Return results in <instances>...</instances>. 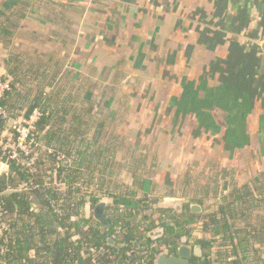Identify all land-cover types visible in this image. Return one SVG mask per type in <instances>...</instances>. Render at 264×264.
Masks as SVG:
<instances>
[{
    "label": "trees",
    "instance_id": "trees-1",
    "mask_svg": "<svg viewBox=\"0 0 264 264\" xmlns=\"http://www.w3.org/2000/svg\"><path fill=\"white\" fill-rule=\"evenodd\" d=\"M75 1L18 0L13 5L0 4V49L7 52L1 60L12 78L0 101V159L9 166L6 173L0 174V264H155V253L149 255L144 244L145 235L157 221L155 211L149 209L141 217L133 207L122 205L121 213L120 204L111 206L112 226L103 228L87 210L95 197L105 194L120 201L137 200L136 190L148 191L151 187L157 192L153 204L162 197H176L184 187L190 194L183 197L201 204L228 195L225 205L203 215L200 222L202 230L209 233L205 247L211 264H220L223 258L233 255L240 264H262V248H257L253 239L259 222L263 227L258 236L264 235V221H258L264 214V172L252 179H238L234 167L223 166L216 157L209 160L208 155L188 153L184 142L173 152L172 148L183 140L176 134L168 135L164 155L158 158L151 150L156 144L163 149L167 131H156L149 138L139 137L136 132L120 133L127 117L135 115L134 105L122 91L118 75L108 84L101 83L100 76V81L88 78L97 72L86 63L93 50L82 54L83 60L71 61L72 65L82 64L81 73L67 70L58 77L61 68L52 66L51 53L26 48L27 38L41 40L61 47L68 58L83 19ZM27 21L37 25L39 31L47 29L45 39L39 33H27ZM100 57L106 63L105 57ZM47 61L49 66H44ZM35 109L42 113L34 132L39 143L33 148L35 161L21 151L16 159L4 156L3 146L12 133L13 120ZM118 169L138 184L132 194L111 192L109 180H105L114 179ZM163 170L175 176V183L167 184L166 173L161 178ZM211 170H216L212 179L207 172ZM47 178L51 181L45 182ZM56 183H63L65 189L54 186ZM21 187L27 191H16ZM10 189L15 192L1 195ZM147 196L145 193L142 199ZM114 228L121 230L123 238L131 234L143 249L126 246L115 253L108 242ZM169 232L173 234L172 228ZM130 250L131 257L127 254Z\"/></svg>",
    "mask_w": 264,
    "mask_h": 264
},
{
    "label": "crops",
    "instance_id": "crops-1",
    "mask_svg": "<svg viewBox=\"0 0 264 264\" xmlns=\"http://www.w3.org/2000/svg\"><path fill=\"white\" fill-rule=\"evenodd\" d=\"M10 1L0 0V4H10ZM75 2L81 8L83 19L68 58L61 47L41 40L27 38L26 48L51 53L52 66L61 68L58 77L67 70L81 73L82 64L72 65L71 61L93 50L95 53L86 63L97 72L87 75L88 78L98 81L100 76L99 81L108 84L118 75L122 91L134 105L132 112L139 115L149 109L156 121L155 131L176 134L188 146V153L208 155L209 160L216 157L223 166L234 167L239 178L247 175L242 178L252 179L264 172V0ZM24 26L27 33H39L42 39L48 32L45 28L39 31L37 25L29 21ZM3 50L0 49V82H11L1 60H5L7 54ZM100 55L105 57L106 63ZM47 64L48 61L44 66H49ZM54 186L65 189L63 183ZM152 188L139 190L138 199L128 200V204H139V198L145 193L149 194L148 199H154L157 192H152ZM16 191L27 190L21 187ZM182 198L179 195L162 197L156 209L176 211L178 219L171 216L177 222L191 220L188 226L193 228L186 234L194 242L202 240L201 255L204 253L207 257L203 264H211L205 247L209 233L202 230L200 223L204 202L184 198V204L165 202L168 204L160 205L169 199ZM195 205L202 211L192 212ZM94 207L95 202L87 207L92 215ZM262 225V222L255 224L258 229L252 239L257 248H262L259 254L264 264V235L258 236ZM163 227L162 236L165 235ZM167 233L168 241L178 236L175 231ZM162 236L151 238L160 240ZM258 241L263 244L259 245ZM237 258V255L225 257L220 264H240Z\"/></svg>",
    "mask_w": 264,
    "mask_h": 264
},
{
    "label": "rangeland",
    "instance_id": "rangeland-1",
    "mask_svg": "<svg viewBox=\"0 0 264 264\" xmlns=\"http://www.w3.org/2000/svg\"><path fill=\"white\" fill-rule=\"evenodd\" d=\"M4 82V81H3ZM142 107V106H141ZM140 107V108H141ZM139 108V109H140ZM152 111V110H151ZM21 117H23V119L24 118H27V116L26 115H21L19 118H21ZM19 118H17V119H19ZM129 118V121H128V126H125V127H123V128H121V132L120 133H122L123 135H129V134H132V132H136V134L139 136V137H145V136H148V138L150 137L149 135H152V134H154L156 131H155V126H156V121H155V119H154V117H153V115L150 113V111H149V109H147L146 108V113H141V114H139V115H131L130 114V116L128 117ZM118 119H120V118H118ZM117 119V120H118ZM139 128H145V129H143L142 131H140L139 130ZM166 134H167V136H166V138H165V140H164V144H163V149H162V147L161 146H158V147H156L157 146V144H156V146H154V148L151 150L152 152H154V155H156L158 158L160 157V156H163L164 154V147H165V145L168 143V138H169V136L168 135H170V131H167V132H165ZM13 137L14 136H8V139L9 140H12L13 139ZM7 141V144L6 145H4L3 146V150H4V152H5V154H4V156H8V150H12L13 151V149H12V147L11 146H9V144H12V141ZM182 142H184V140H182L181 142H178L179 144H177V145H175L172 149H174V151L173 152H177L178 151V149L181 147V144H182ZM6 146H8V147H6ZM144 149V148H143ZM146 149H148V148H146ZM163 154V155H162ZM193 154V153H192ZM35 155H36V153H34V151L32 152V155L30 156L32 159V162L33 161H35V159H36V157H35ZM27 157H29V155H27ZM167 157L169 158V153H168V155H167ZM63 159V158H62ZM170 159V158H169ZM181 160V159H180ZM6 161H4V160H1V162H0V170H1V172H3L2 174H4L5 172H7L9 169H8V167L6 166ZM187 163V162H186ZM154 164V168H155V170H157V165H156V162L155 163H153ZM165 165V164H164ZM189 165V164H188ZM159 171V170H158ZM120 172V173H119ZM208 172V174L209 175H211V179L212 178H214L215 177V172H216V170H211V171H207ZM206 172V173H207ZM246 172H247V170H246ZM166 173V175H167V178H168V181H167V184H169L170 185V183H175V176L173 177L167 170H163L161 173H159L160 175H163V174H165ZM200 174V173H199ZM115 175H116V177L114 178V179H106L105 181H107V180H109V188H110V190H111V192L112 193H114L115 194V192H117V193H119V194H125V195H127V193H130V194H132L133 192H132V190L134 191L135 189H136V185H138V184H135L134 183V180L131 178V176H130V174L129 175H126L125 173H122V171H121V169H118V171L115 173ZM245 176H247V175H245ZM245 176H243V175H241V178L242 177H245ZM52 179V178H51ZM238 179H240L239 177H238ZM49 181H51L50 179H49ZM101 182V181H100ZM188 182V181H187ZM186 182V183H187ZM99 183V182H98ZM221 187L223 188L225 185H223L224 184V182H221ZM104 185H106V184H104ZM171 187V186H170ZM61 188H63V186L61 187ZM120 189V190H119ZM114 190H116V191H114ZM136 192H138L137 190H136ZM178 192H179V196H186V195H189L190 194V190L188 189V187H184L183 189H181V191H179L178 190ZM225 196H228V195H223L222 197H220V200H218V199H206V200H204V204H203V214H204V217H205V214L207 215V214H210V213H212L220 204H223V205H225L224 204V202L226 201V199H227V197H225ZM102 197H105V198H107V199H109V202H110V200L112 199V198H114V197H112V196H109V195H103ZM259 198H260V200H262L263 201V198L262 197H260L259 196ZM185 199H187L188 200V197H185ZM184 198H182V199H175V200H166V201H163L162 203H160V205L161 204H170V203H176V202H179V203H183L184 204V200H185ZM139 204H138V208H137V213H139V214H141V216L143 215V214H145V213H148L149 212V209H152V206H153V202L151 203V201L152 200H154V199H141V198H139ZM131 201V200H130ZM165 202H168V203H165ZM143 203H147V206H146V208L144 209H142V207H141V205L143 204ZM149 205V206H148ZM262 209L264 210V206L262 207ZM154 210L152 209L151 210V212H153ZM264 212V211H263ZM167 216H170V217H172V216H174L176 219H178L176 216H177V213L176 212H172V211H169V212H167V214H166ZM172 215V216H171ZM240 215V214H239ZM264 214H262L261 216H260V218L258 219V221H260V220H262V221H264V216H263ZM198 219V218H197ZM195 221H197V220H195ZM194 221V222H195ZM239 222H241V221H239ZM172 223H174L175 224V222H173L172 221ZM177 224V223H176ZM191 228H193V227H190V229ZM179 230V231H178ZM174 231L177 233L178 232V234H180L181 233V235H184V232L181 230V228L179 227L178 228V225L176 226L175 225V227H174Z\"/></svg>",
    "mask_w": 264,
    "mask_h": 264
},
{
    "label": "flooded vegetation",
    "instance_id": "flooded-vegetation-1",
    "mask_svg": "<svg viewBox=\"0 0 264 264\" xmlns=\"http://www.w3.org/2000/svg\"><path fill=\"white\" fill-rule=\"evenodd\" d=\"M104 199H106L105 197H98V199L97 198H94L93 199V204H94V202H95V206H96V204L97 203H99V202H101L102 200H104ZM95 200H97V202L95 201ZM140 200H138V202H139ZM140 203V202H139ZM120 204V210L119 211H121V213H122V205H127L128 207H133V208H135L136 210H137V208H138V204H128V201L127 202H125V201H120L119 199H115V198H112L111 200H110V202H108V204H107V208H106V211H109L108 212V214L110 215L111 213H113V210H111L110 208H111V206H118ZM143 208H146V203H143L142 205H141ZM149 206V205H148ZM153 206H154V208H156L157 206L159 207V204L158 205H156V204H153ZM155 212H156V214H155V219L157 220L156 222H155V225H154V227L150 230V231H148L147 232V234L149 233L150 235H151V232L152 231H154V229H156L157 227H159V226H161V225H163V226H165V235L164 236H162L161 238H160V240L159 239H156V240H152V238H151V236H146L147 234H146V232L143 230L142 231V233H145L146 235H145V238H146V242L147 243H144L148 248H145V249H149V255H150V253L152 254V251L155 253V255H154V263L156 264V262H158V260H159V255L161 254V253H168V255L169 256H177L178 255V251H179V248H181V247H183V246H185V247H188L189 249H190V256H189V260L192 262V263H197V264H203V262H204V260H206L207 259V257L205 258V255H204V253H203V255H201V256H199L198 258H194L193 256L195 255V248L197 247V246H202V248L204 249V244H203V242H202V240H200V241H198V242H194L193 240H191L190 239V236H187V232L188 231H190L191 229H190V227L188 226L189 224H190V222H191V220H188V222H183V221H180L179 220V222H177V221H174L173 219H171V218H167V216H166V212H164V214H162L161 212H160V210H158V209H156V210H154ZM169 211V210H168ZM176 212V211H175ZM135 213H137V212H135ZM178 213H180V212H178ZM114 214H115V212H114ZM146 214V213H145ZM145 214H143V215H145ZM143 215L141 216V217H143ZM112 216V215H111ZM109 218V217H108ZM159 219V220H158ZM176 219V218H175ZM172 221L173 222H175V224L174 223H172ZM109 222H110V224H109V226L108 227H111L112 226V223H111V219L109 218ZM168 223H170V226L169 227H167L166 228V225L168 224ZM177 223V224H176ZM184 223V224H183ZM188 223V224H187ZM101 225V224H100ZM175 225L177 226L178 225V228L180 227L181 228V230L184 232V235H181V233L180 234H178V236H177V234H176V239H174V240H169L168 241V233H167V231L168 230H170L171 228H172V230L174 231V227H175ZM191 225V224H190ZM102 226V225H101ZM103 227V226H102ZM108 227H103V228H108ZM122 235H123V233H121V230L120 229H116V228H114V232H113V235L110 237V238H108V242H109V240H112L113 241V245H111L112 247H114V249H115V253H118V251H119V249H123L124 247H128V248H136V249H143V248H141L140 247V245L137 243V241L136 240H134V238L132 237V235L130 234V235H126V237H122ZM154 236H156V235H154ZM170 238V237H169ZM171 239V238H170ZM124 240V241H123ZM157 240H159V241H157ZM121 241H123L122 243H121ZM131 246V247H130ZM151 251V252H150ZM131 253H132V251L130 250L127 254H128V256H130L131 255ZM131 257V256H130Z\"/></svg>",
    "mask_w": 264,
    "mask_h": 264
},
{
    "label": "built area",
    "instance_id": "built-area-1",
    "mask_svg": "<svg viewBox=\"0 0 264 264\" xmlns=\"http://www.w3.org/2000/svg\"><path fill=\"white\" fill-rule=\"evenodd\" d=\"M9 88H10L9 81L0 82V101L5 91L9 90ZM0 113H3L1 107H0ZM41 117H42L41 111L35 109L31 114L27 116V118L23 119V117H21L19 119L13 120L11 126L12 133L10 134V136L11 137L14 136V137L12 140L7 139V141L8 140L12 141V144H9V146H11L13 149V151L8 150L9 158L16 159L19 156V151L23 152L26 156L29 155V157L32 155V152L34 151L33 148L39 146V143L37 141L34 132L36 130V124ZM5 164L9 169L7 162ZM1 212H2V208L0 207V213Z\"/></svg>",
    "mask_w": 264,
    "mask_h": 264
},
{
    "label": "water",
    "instance_id": "water-1",
    "mask_svg": "<svg viewBox=\"0 0 264 264\" xmlns=\"http://www.w3.org/2000/svg\"><path fill=\"white\" fill-rule=\"evenodd\" d=\"M16 0H11L10 4L13 5L15 3ZM1 173V170H0ZM15 192L13 190H9L1 195H5L8 193H12ZM109 202V199H104L101 202L97 203L96 206L94 207L93 210V218L100 223L103 227H108L110 222L106 217V208H107V204ZM202 209L199 205H195L192 207V212L197 213V212H201ZM170 224H167L166 227H169ZM163 230L164 227L160 226L159 228L156 229V231H153L151 236H153V238H157L159 236L163 235ZM155 234H157L156 236H154ZM109 243L111 245H113V241L109 240ZM195 256L199 257L201 256L202 253V246H197L195 249ZM189 256H190V249L188 247H181L179 248L178 251V255L177 256H169L168 253H161L158 257L159 260L158 262H156V264H193L190 260H189ZM238 264V263H236Z\"/></svg>",
    "mask_w": 264,
    "mask_h": 264
}]
</instances>
